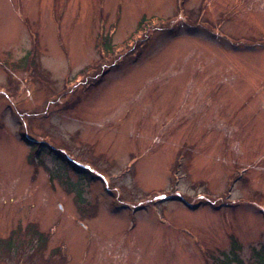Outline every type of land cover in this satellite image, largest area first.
Instances as JSON below:
<instances>
[{"label": "rangeland", "instance_id": "rangeland-1", "mask_svg": "<svg viewBox=\"0 0 264 264\" xmlns=\"http://www.w3.org/2000/svg\"><path fill=\"white\" fill-rule=\"evenodd\" d=\"M30 224L0 264H259L264 0H0V239Z\"/></svg>", "mask_w": 264, "mask_h": 264}, {"label": "trees", "instance_id": "trees-1", "mask_svg": "<svg viewBox=\"0 0 264 264\" xmlns=\"http://www.w3.org/2000/svg\"><path fill=\"white\" fill-rule=\"evenodd\" d=\"M141 24V23H140ZM26 232H29L28 235H31V238L27 240L23 239H13L11 236L7 237L6 239H0V249H4L5 252H9L11 254H20V256H24L26 252L25 246L30 243L32 244V250L35 251L38 248H44L45 244V237L46 235L37 230V228L33 225H27ZM32 231V232H31ZM12 235V234H11ZM19 237V236H18ZM35 240V241H34ZM34 243V244H33ZM34 247H37L36 249ZM240 248V245L236 243L235 240H232V249L230 250L231 256L226 253H224L226 260L224 261L225 264H230L232 261H239V259H236V256L234 255V252L237 251ZM257 259L259 264H264V247L258 250L257 253Z\"/></svg>", "mask_w": 264, "mask_h": 264}]
</instances>
